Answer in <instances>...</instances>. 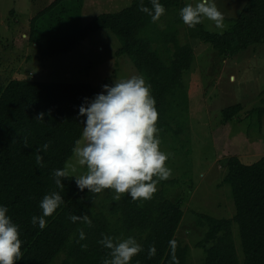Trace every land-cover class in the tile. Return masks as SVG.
<instances>
[{"label":"trees","instance_id":"obj_1","mask_svg":"<svg viewBox=\"0 0 264 264\" xmlns=\"http://www.w3.org/2000/svg\"><path fill=\"white\" fill-rule=\"evenodd\" d=\"M82 1L56 0L34 18L31 41L41 58L70 53L90 35L111 31L121 41L117 57L127 55L151 84L158 112L156 127L162 134H168L180 115L174 116L179 109L177 91L182 87L184 73L194 63V50L189 45H179L175 37L160 36L165 45L170 40L175 42L171 61L166 62L159 49L154 48V38L142 35L158 20L153 22L147 13L140 11V0H134L131 7L118 13L96 17L81 31L61 35L63 27L73 22L70 13L74 15L75 10L82 9ZM159 2L166 11L182 5L181 0ZM143 3L152 8L150 0ZM199 28L201 41L210 44L222 58L263 44L264 0H248L235 24L223 34ZM96 94L98 90L90 84L13 80L7 86L0 85V204L8 207V215L20 227L22 258L15 264H53L60 259L58 264H102L105 258L110 259V250L99 243L104 235L117 240L131 236L140 243L143 251L133 257L131 264H174L170 241L176 242L174 255L179 264H188V248L176 237L184 217L182 204L169 200L166 191L159 188L165 185L163 180L151 199L133 200L126 193L112 204L110 211L116 224L95 209L107 189L101 193L89 192L87 188L81 191L72 176L62 179V191L56 186L54 171L66 169L76 141L82 139L86 117L79 116V106L84 98ZM186 109L185 101L182 110ZM242 109L241 104L226 108L224 123L237 118ZM255 112L262 118L264 107ZM41 113L43 119L38 118ZM44 144H49V148L39 152L43 157V166H39L37 149ZM223 184L231 187L236 213L229 220L200 216L209 229L198 246L214 242L206 248L204 264H264V157L251 165L238 157L230 158ZM52 192H60L65 202L45 217L46 227L41 230L38 223L32 224V217L43 215L40 201ZM72 215H86L92 221L91 226L83 219L73 223ZM234 222L239 228L243 261L234 242ZM81 230L86 235L84 240L79 238ZM153 245L156 254L149 258L148 250Z\"/></svg>","mask_w":264,"mask_h":264},{"label":"rangeland","instance_id":"obj_2","mask_svg":"<svg viewBox=\"0 0 264 264\" xmlns=\"http://www.w3.org/2000/svg\"><path fill=\"white\" fill-rule=\"evenodd\" d=\"M55 1L0 0L1 86L13 80L90 84L100 93L103 85L112 86L142 75L127 55L117 57L121 41L109 30L90 35L70 53L42 59L31 41L32 21ZM133 2L83 0L82 9L75 10L74 15L70 13L73 22L63 27L61 35L81 31L96 17L118 13L131 7ZM181 2L180 8L166 11L142 35L146 39L154 38V48L159 49L168 63L175 42L170 40L165 45L160 36L175 37L179 45H189L195 53L194 63L184 73L182 87L177 91L179 109L174 116L180 115L168 134H157L160 150L169 155L166 166L172 171L170 178L163 180L165 185L159 188L166 191L169 200L182 204L184 217L176 237L188 248L187 263L204 264L206 248L214 242L198 246L209 229L207 221L200 216L229 220L236 213L231 187L223 184L227 161L238 157L251 165L264 157V115L259 119L257 112L253 114L255 109L264 107V43L231 57H219L210 44L201 41L199 26L211 33L229 31L248 0H215L224 15L222 29L206 18L195 28L188 27L179 15L180 10L188 4L195 5L198 0ZM70 5L74 7V3ZM185 101L187 109L182 110ZM237 104L243 107L239 116L224 123L223 111ZM81 143H85L83 137ZM66 169L72 177L87 173L86 166L78 163L75 154ZM125 194H120L121 198ZM115 195L114 190L107 189L95 205L96 211L104 212L114 224L117 220L110 207L121 200H115ZM232 230L237 254L243 261L237 223H233Z\"/></svg>","mask_w":264,"mask_h":264},{"label":"clouds","instance_id":"obj_3","mask_svg":"<svg viewBox=\"0 0 264 264\" xmlns=\"http://www.w3.org/2000/svg\"><path fill=\"white\" fill-rule=\"evenodd\" d=\"M150 3L151 9L140 0V11L147 13L155 22L165 14L166 9L159 0H150ZM179 15L190 28H195L205 18L215 22L217 28L224 27V15L218 10L215 0H198L195 5L188 4ZM102 87V92L93 98H84L79 106V116L86 117L82 132L85 143L77 140L73 152L78 163L86 166L87 173L71 178H75L81 191L86 188L93 193L114 190L115 200L121 199L120 194L124 193H128L133 200L151 199L159 181L169 179L172 174L166 166L169 155L159 147L158 112L151 84L140 75ZM38 118L43 119V113ZM48 148L49 144H44L37 149V165L43 166V157L39 152H46ZM72 171L76 170L73 168ZM53 176L56 186L62 191V179L69 178L68 170L56 169ZM64 202L60 192L46 194L39 204L43 215L33 216L32 224L35 226L38 223L43 230L46 227L45 217L51 216ZM8 212V207L0 204V264H15L22 258L20 227ZM70 219L73 223L83 219L89 226L92 223L86 215H72ZM79 238L86 239L83 230ZM99 243L110 250V259L105 258L102 264H131L133 257L143 251L131 236L117 240L104 235ZM170 246L173 262L179 264L174 255L176 242L170 241ZM155 254L153 245L148 250V256L151 258Z\"/></svg>","mask_w":264,"mask_h":264}]
</instances>
